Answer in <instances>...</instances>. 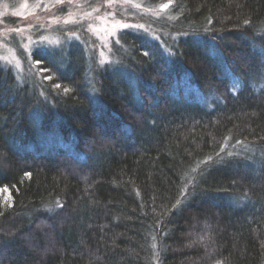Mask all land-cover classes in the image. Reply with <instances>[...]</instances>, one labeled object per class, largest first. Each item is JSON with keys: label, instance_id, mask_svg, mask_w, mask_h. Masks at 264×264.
<instances>
[{"label": "trees", "instance_id": "1", "mask_svg": "<svg viewBox=\"0 0 264 264\" xmlns=\"http://www.w3.org/2000/svg\"><path fill=\"white\" fill-rule=\"evenodd\" d=\"M141 1L157 40L113 67L35 52L42 95L0 71V264H264V0Z\"/></svg>", "mask_w": 264, "mask_h": 264}, {"label": "rangeland", "instance_id": "2", "mask_svg": "<svg viewBox=\"0 0 264 264\" xmlns=\"http://www.w3.org/2000/svg\"><path fill=\"white\" fill-rule=\"evenodd\" d=\"M166 8L147 9L141 0H1L0 71L5 76L11 75L17 87L29 85L42 95V90L38 89L43 87L42 80L32 62L35 52L53 53L74 45L84 51L89 71L107 65L113 67L116 62L113 48L119 45V34L145 35L156 41L155 28L150 21L165 19ZM167 19L171 20L170 17ZM167 37L174 39L176 36L169 34L168 28L161 29L158 45L165 53L169 51L164 41ZM91 78L89 82L93 89ZM227 78L232 79L231 76ZM195 100L208 108L211 102H217V96H198ZM237 149L245 150L246 147L236 144L224 151ZM251 164L255 165V162L251 160Z\"/></svg>", "mask_w": 264, "mask_h": 264}, {"label": "snow or ice", "instance_id": "3", "mask_svg": "<svg viewBox=\"0 0 264 264\" xmlns=\"http://www.w3.org/2000/svg\"><path fill=\"white\" fill-rule=\"evenodd\" d=\"M0 214H2V213H0Z\"/></svg>", "mask_w": 264, "mask_h": 264}]
</instances>
